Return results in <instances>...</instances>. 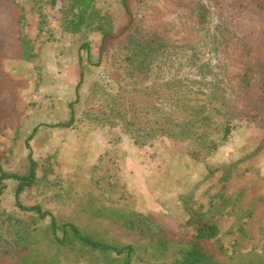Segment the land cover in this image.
I'll return each mask as SVG.
<instances>
[{"label": "rangeland", "instance_id": "1", "mask_svg": "<svg viewBox=\"0 0 264 264\" xmlns=\"http://www.w3.org/2000/svg\"><path fill=\"white\" fill-rule=\"evenodd\" d=\"M16 1L25 12L19 25L18 9L0 0V56H5L0 57V79L8 85L0 103V157L5 171L23 175L31 153L39 177L33 188L21 194L20 203L39 205L59 224L68 221L91 234L100 231L105 220L115 241L122 243L130 236L110 221L122 210L149 216L175 240L189 237L187 231L197 227L181 231L178 222L192 224L191 219L205 216L204 221H216L220 231L206 244L211 254L207 264H264L263 124L243 121L214 157L197 164L186 145H170L166 139L143 147L135 156L130 149L133 140L117 121L107 118L106 105L113 107L119 94L125 93L129 104L140 97L139 90L154 88L146 90V102L142 101L147 105L156 99V92L162 96L160 87L169 79L202 81L198 67L212 65L209 50L202 51L195 65L191 56L175 49L148 79L132 82L125 47L128 34L108 40L101 50L99 33H63L61 2L54 8L49 0ZM203 1L211 11L213 31L227 15L221 7L226 8L229 0ZM128 4L138 19L170 24L176 35L183 34L187 16L172 1L129 0ZM97 8L113 15L116 33L128 25L120 0H99ZM241 20L237 23L241 33L259 23L264 27V17L253 13ZM19 32L32 43L35 59L30 63L11 61L21 56ZM84 43L88 49L82 48ZM71 104L75 114L69 124ZM209 169L215 170L212 176ZM226 171L231 177L224 182ZM4 185L0 219L28 220L31 215L17 207V182L7 180ZM44 223L49 224L50 217ZM160 248L148 250L142 260L134 257L132 263L161 264ZM168 256H172L169 250Z\"/></svg>", "mask_w": 264, "mask_h": 264}, {"label": "trees", "instance_id": "2", "mask_svg": "<svg viewBox=\"0 0 264 264\" xmlns=\"http://www.w3.org/2000/svg\"><path fill=\"white\" fill-rule=\"evenodd\" d=\"M6 1L18 9L17 25L22 24L24 9L16 0ZM128 1L120 0V4L129 23L122 32L116 33L113 15L108 11L101 13L97 8L99 0H49L54 8L61 2V28L66 35L99 33L103 50L108 40L121 39L128 34L125 47L132 82L148 79L164 57L175 49L191 56L189 59H193L195 65L204 49L212 54L211 66L202 63L198 67L202 81L169 79L160 87L162 96L156 92V99L147 105L143 104L146 90L154 88L139 90L140 97L129 104L125 93L113 99V107L107 103V118L117 121L133 140L130 149L135 156L143 147L166 139L170 145H186L190 157L198 164L214 157L243 121L264 126V27L259 23L241 33L237 26L248 13L264 17V0H229L226 8L221 7L227 15L219 19L213 31L209 26L211 11L203 0H170L187 16L181 35H176L170 24L163 26L152 24L149 19H138L130 11ZM18 46L21 56L11 61H34L32 43L22 32L18 35ZM82 48L88 49L89 44L84 43ZM189 59L187 62H191ZM83 76L81 72V79ZM7 86L0 79V103ZM70 109L69 124L74 121L72 104ZM32 136L26 144L29 149ZM37 172L38 164L31 153L28 170L23 175L5 171L0 157V197L4 182L16 181L17 207L31 215L28 220L13 216L0 219V264H133L134 257L142 260L148 250L158 249L159 245L163 247L159 250L161 264H207L210 261L206 244L219 236L216 221H204L205 216L191 219L192 224L177 221L181 231L188 226L197 227L191 233L187 231L189 237L175 240L149 216L122 210L110 219L115 220L113 224L118 225L124 235L130 236L127 243H122L115 241L105 220H101V230L91 234L68 221L59 224L55 215L43 212L39 205L23 206L20 196L37 184ZM214 173L215 170L209 169L208 176ZM230 177L231 173L226 171L223 181L227 182ZM48 217L50 223L45 224ZM168 250L172 256H168Z\"/></svg>", "mask_w": 264, "mask_h": 264}]
</instances>
